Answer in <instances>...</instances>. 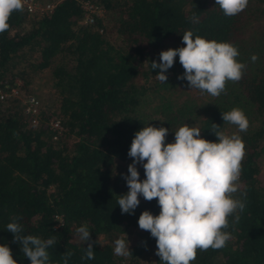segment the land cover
Listing matches in <instances>:
<instances>
[{
  "label": "trees",
  "instance_id": "16d2710c",
  "mask_svg": "<svg viewBox=\"0 0 264 264\" xmlns=\"http://www.w3.org/2000/svg\"><path fill=\"white\" fill-rule=\"evenodd\" d=\"M48 1L53 6L47 12H13L9 29L0 33L1 87L18 78L19 91L33 95L30 77L49 69L35 123L18 97L0 101V244L10 247L18 264H30L6 228L18 217L23 235L55 237L47 249L50 264H63L67 252L72 253L68 264H148L141 258L146 249L152 250L153 264H163L155 238L138 225L142 211L159 214L157 200L140 196L133 214H122L117 203L128 191L124 162L132 161V139L150 123L169 129L165 143L174 142L183 124L215 141L216 123L244 141L234 197L244 200L245 208L238 223L229 217L226 246L197 249L191 264H264V0H248L234 16H226L215 0H88L100 8L91 23L83 21L84 0ZM189 30L193 38L233 44L236 59L246 65L242 78L227 81L218 97L192 88L193 98L175 101L174 91L189 86L178 79L184 73L179 57L166 82L151 67L161 51L184 46L182 36ZM110 31L114 41L106 36ZM233 108L244 111L247 131L223 121L222 113ZM51 119L60 128H53ZM137 169L143 180V166ZM82 225L90 241L79 238L76 229ZM131 228L137 238L126 257L99 240ZM90 242L95 258L82 259Z\"/></svg>",
  "mask_w": 264,
  "mask_h": 264
},
{
  "label": "clouds",
  "instance_id": "9594fccd",
  "mask_svg": "<svg viewBox=\"0 0 264 264\" xmlns=\"http://www.w3.org/2000/svg\"><path fill=\"white\" fill-rule=\"evenodd\" d=\"M226 16L242 12L248 0H215ZM24 10V0H0V33L10 27L13 12ZM182 47L168 48L159 54V63L152 61V69H159L156 78L166 82L167 70L173 67L175 58L184 69L178 79H186L190 88L206 91L218 97L225 91L227 81H239L246 65L239 62L238 49L229 42L207 40L199 35L193 38L191 30L182 36ZM258 57L253 55L255 61ZM222 119L247 131L249 121L244 111L233 108L222 113ZM212 132L217 139L210 141L201 136V130L183 124L175 131L174 142L165 143L169 129L152 124L138 130L128 151L132 163L124 176L128 191L118 199L121 213L133 214L140 204L157 200L160 212L154 215L144 210L139 216V228L150 232L156 240V255L163 264H191L197 249L224 248L231 238L226 231L240 220L239 212L245 208L242 199L235 198L239 189L241 161L245 144L238 133L231 135L213 123ZM137 164L144 169L145 178L140 179ZM242 196L246 193H241ZM13 217L6 226L13 234L30 264H50L47 249L55 243V237L44 240L36 235H23V226ZM79 238L90 241L86 225L76 229ZM114 254H131L129 241L118 238L114 242ZM72 253L67 252L63 264H68ZM94 242L88 243L82 259H94ZM0 264H18L7 244H0Z\"/></svg>",
  "mask_w": 264,
  "mask_h": 264
},
{
  "label": "rangeland",
  "instance_id": "374dc122",
  "mask_svg": "<svg viewBox=\"0 0 264 264\" xmlns=\"http://www.w3.org/2000/svg\"><path fill=\"white\" fill-rule=\"evenodd\" d=\"M40 2H45L48 0H39ZM106 36L111 39L112 41H114L116 39V36L110 31L106 33ZM15 81L21 83V79L18 78H14ZM29 86H31V91H33V95H35L37 97V99H41V97H44L46 95V93L48 92V81H49V69L40 71L38 73H36L35 75L31 76L29 79ZM20 93L23 94V96L25 94H27L26 92L20 90ZM173 100H180L181 98H193L194 96V92L193 89L190 88L189 86H180L179 88H177V90L174 91L173 93ZM225 133L228 135L233 134L232 129L230 128H226ZM124 163L126 164H130L132 163V161H125ZM261 172L264 173V168L261 169ZM118 238H124L126 241H129V245L137 238V229L136 228H131L130 230H128L127 232H123V233H117L114 232L110 235H107L106 237H99L100 241H109L112 246L113 249L115 247V240ZM151 249H146L145 252L143 253V256L141 257L145 263L148 264H153V258L151 256Z\"/></svg>",
  "mask_w": 264,
  "mask_h": 264
},
{
  "label": "built area",
  "instance_id": "2783aa9c",
  "mask_svg": "<svg viewBox=\"0 0 264 264\" xmlns=\"http://www.w3.org/2000/svg\"><path fill=\"white\" fill-rule=\"evenodd\" d=\"M52 6L53 3L51 1L40 2L39 0H24V10L28 13L47 12ZM81 7L83 11V21L85 23H91L92 16L100 12V8L88 0L81 1ZM18 85L19 82L15 81L14 85L7 88L0 86V101H4L11 96L18 97L24 105V110L30 114L31 122L35 123L37 121L38 99L34 95L28 93L23 96L19 91ZM49 122L53 128H60L57 119H51Z\"/></svg>",
  "mask_w": 264,
  "mask_h": 264
}]
</instances>
